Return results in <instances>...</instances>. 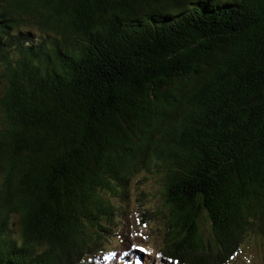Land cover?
<instances>
[{
	"label": "trees",
	"instance_id": "1",
	"mask_svg": "<svg viewBox=\"0 0 264 264\" xmlns=\"http://www.w3.org/2000/svg\"><path fill=\"white\" fill-rule=\"evenodd\" d=\"M252 237L264 0H0V264H232Z\"/></svg>",
	"mask_w": 264,
	"mask_h": 264
},
{
	"label": "rangeland",
	"instance_id": "2",
	"mask_svg": "<svg viewBox=\"0 0 264 264\" xmlns=\"http://www.w3.org/2000/svg\"><path fill=\"white\" fill-rule=\"evenodd\" d=\"M141 175H146L148 179L143 181V178L134 177L132 180V199L128 202V210L131 223L134 225V240L140 242V244L146 248H152L160 245V239L158 238V235L149 230V227H154L155 225L160 226L162 222L161 220H156L155 222H150L149 224L142 226L138 221L139 215L137 214V209L140 205L139 203L142 202H139L138 199H143V206H151L153 208L156 205L161 206L162 200L161 196L158 194L159 187L157 186V179L149 174H144V172L143 174L141 173ZM143 191L145 194L142 195ZM202 225L205 232L208 234L209 223L204 222ZM144 230L149 233L147 237ZM252 238L253 240L251 239L250 243L245 245L243 251L240 252L232 264H264V240L259 239L258 237ZM140 257H143L144 259L143 254H141ZM142 264H144V262H142Z\"/></svg>",
	"mask_w": 264,
	"mask_h": 264
}]
</instances>
